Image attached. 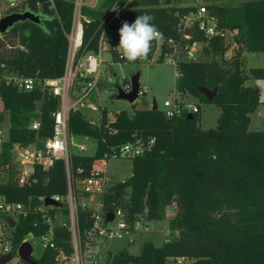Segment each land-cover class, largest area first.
<instances>
[{
	"label": "trees",
	"instance_id": "1",
	"mask_svg": "<svg viewBox=\"0 0 264 264\" xmlns=\"http://www.w3.org/2000/svg\"><path fill=\"white\" fill-rule=\"evenodd\" d=\"M74 0H23L3 12H32L41 18L39 24L29 21L15 24L0 34V78L12 74L36 81L61 78L68 53L67 34L71 28ZM116 0H104L102 7ZM213 2L215 0H203ZM210 3L208 12L216 18L222 31L232 33L233 56L226 58L228 46L224 38L206 41L199 61H180L175 84L181 95H190L201 102L214 104L219 112L215 129L199 127V111L183 109L178 117L166 118L160 110H135L130 116L114 113L111 123L104 109L99 127L92 125L80 111L71 112L69 130L74 137H87L96 142L92 156L73 155L69 172L78 182L104 167L103 155L111 148L136 141L146 147L140 156L131 159V177L115 183L101 197V211L112 213L122 208L128 221L137 217L162 221L169 207L174 216L168 222L170 239L157 248L145 243L137 256L126 250L109 255L107 264H264V131L248 130L250 115L261 104L256 90L245 85L248 80H264V67L246 68L244 54H264V0H229ZM194 7L180 6L177 0H133L125 13L131 24L140 14H150L165 40L176 38L182 17ZM91 18L83 24L82 47L78 55L97 54L98 28L107 14L101 9H82ZM198 41L201 33L188 31ZM119 38H113L107 52L113 63L122 60L117 49ZM167 51L162 44L160 56ZM156 53V43L146 64ZM215 90L211 102L199 89ZM116 96V95H115ZM0 124L8 125L5 156L13 144L26 146L52 136V114L58 99L46 89L36 86L31 91L18 89L13 83H0ZM264 105V103H263ZM198 107V106H197ZM199 109V108H198ZM188 116H191L189 119ZM37 118V131L29 129ZM4 121V122H3ZM34 182L18 187L9 182L0 187L8 201L40 206L42 197L65 198L68 192L67 171L63 160H56L47 170L35 167ZM67 217L65 206L61 208ZM91 210L79 209L78 228L81 237L90 228ZM51 216L54 211L49 213ZM49 226L41 213L21 219L15 228L14 245L27 235H45ZM53 247L36 257L37 264H55L57 250L65 256L72 253L70 233L56 226L52 231ZM26 264V263H23Z\"/></svg>",
	"mask_w": 264,
	"mask_h": 264
},
{
	"label": "built area",
	"instance_id": "2",
	"mask_svg": "<svg viewBox=\"0 0 264 264\" xmlns=\"http://www.w3.org/2000/svg\"><path fill=\"white\" fill-rule=\"evenodd\" d=\"M8 1L10 7H13L14 0ZM103 1L100 0L98 2V0H95L93 5L85 3L84 0L73 1L71 28L67 34L68 53L66 66L61 78L42 82L5 74L0 78V83L1 81L5 82V84L13 83V85L23 91H31L36 86H39L42 90L46 89L53 97L58 99V106L52 114V136L40 141V147H37L36 142L26 146L13 144L9 150V158L6 159L4 147L8 142V125L6 123L0 124V187L6 186L9 182L16 184L18 187L31 185L34 182L33 173L35 167L38 166L43 170H47L56 160H63L68 181V192L65 198L50 197V199L59 204L58 207L45 205L44 200L47 197H42L39 199L40 206L31 211L29 204L10 202L4 195L0 194V260L10 256V259L5 264H10L14 255L18 256V249L22 243L29 242L28 238H34L29 234L18 245H14L17 223L35 212L41 213L43 221L49 226V231L45 235L38 237L42 250L48 246L53 247L52 231L56 226L67 230L71 235V255L67 257L61 250H57L55 264H83L84 260L91 258L90 255L95 252L92 249V244L95 240L128 238L130 241V236L135 231L148 230L146 226L141 227V217H137L134 222L130 223L127 213L122 208H116L111 213L113 215L112 221H106V215L109 213L106 214L101 211V197L115 183H112L108 178L104 169H97L89 178L78 182L72 180L69 172L71 157L73 155H83L86 150L83 144L75 143L73 141L74 138L89 139L71 135L69 130L70 114L71 112L80 111V107L84 106L83 100L96 87L95 78L100 75L102 70L100 54L108 50L113 38H119L118 30L122 22L126 21L125 13L133 0H116L113 5L105 8L102 7ZM83 8L89 10L101 9L107 14L98 28L97 54L78 55L82 47L83 24L91 21V18L82 13ZM191 30L201 33L205 41L194 39L188 32ZM228 34L232 37V33L218 28L216 18L208 12L205 5L194 7V10H190L182 17L181 24L176 29V38L164 40L163 44L167 47V51L162 55V61L172 63L175 67L178 62L183 60L199 61L203 47L206 46V41L213 38H224L225 40ZM161 48L162 45L156 43V51L159 50V56ZM225 56L227 59L230 58L226 54ZM81 80H84V84L82 93L78 95L75 90ZM118 88L123 93H129L131 91L130 81L124 86L117 87L116 93ZM143 93L145 91L143 89L140 90L139 87L138 97ZM89 108L96 115L93 120L91 118L86 119L92 125L99 127L102 121V109L98 111V108L92 105H89ZM183 109H187L189 113L193 114L199 111L196 105H184L174 99L164 101L161 112L164 113L166 118L170 119L180 116ZM105 117L107 122L111 123L114 113L107 112ZM28 128L37 131L39 120L34 118ZM153 143L154 141L150 140L145 147L143 142L136 141L111 148L109 152L103 155L104 166L106 162L112 159L131 160L140 156ZM63 206L67 209V221H59L57 223V218L63 217L61 212ZM86 208L92 212L90 215L91 223L88 231L81 237L78 228V211ZM51 211H54L52 216L49 214ZM11 222H13V226L10 225ZM82 250H84V253ZM33 258L36 260L35 257Z\"/></svg>",
	"mask_w": 264,
	"mask_h": 264
},
{
	"label": "rangeland",
	"instance_id": "3",
	"mask_svg": "<svg viewBox=\"0 0 264 264\" xmlns=\"http://www.w3.org/2000/svg\"><path fill=\"white\" fill-rule=\"evenodd\" d=\"M23 0H14V6L19 5ZM85 3L93 5L95 0H84ZM180 6L200 7L208 6L210 3H229V0H215L213 2H205L203 0H177ZM100 2V0H98ZM11 8L8 0H0V15ZM225 44L228 46L226 55L231 57L235 51V45L232 37L228 34L225 37ZM101 73L96 79V87L83 100L84 106L80 107V112L89 119L95 117V113L89 108L92 105L100 109H104L110 113H118L121 111L132 115L135 110L150 109L152 102L155 101L158 110L163 109V102L166 100H177L184 105H196L199 108L200 122L199 127L202 130L215 129L220 112L218 108L211 103H204L198 99L185 95L181 96L175 89L178 78L176 67L172 63L156 62L159 56V50L156 51L153 59L146 64H129V63H113L109 53L105 50L101 54ZM251 54L243 55L246 68L261 67L251 59ZM139 73V87L145 93L140 95L133 104L116 98V88L124 86L130 78ZM5 75H12L5 73ZM86 83V82H85ZM84 80L79 81L75 93H82ZM246 86L256 90L260 97L261 104L250 115V124L248 130L251 132L264 131V80H248ZM1 109V103H0ZM98 113V112H97ZM4 122V121H3ZM6 131V130H5ZM4 131V132H5ZM75 143L83 144L86 147L84 156H92L95 152L96 142L91 139L74 138ZM75 152V150H73ZM132 161L130 159H112L106 162L104 169L108 178L112 183H123L131 177ZM174 216V208L169 207L162 221H148L141 218V227L146 226L147 231H135L130 237L122 239L102 240L97 239L92 244L95 251L90 255L91 258L85 259L83 264H107L108 256L126 250L129 254L137 256L141 253L145 243H151L153 246L160 248L170 239L168 233V222ZM59 221H67V217H58ZM33 247V257H37L41 252V244L39 238H28ZM84 253V250H82ZM192 260H183L182 264H192ZM10 264H23V262L14 255Z\"/></svg>",
	"mask_w": 264,
	"mask_h": 264
},
{
	"label": "clouds",
	"instance_id": "4",
	"mask_svg": "<svg viewBox=\"0 0 264 264\" xmlns=\"http://www.w3.org/2000/svg\"><path fill=\"white\" fill-rule=\"evenodd\" d=\"M154 17L150 14H140L129 24L122 22L118 30L119 43L117 49L120 58L133 64L137 61H146L152 51L154 43H164L163 33L153 23Z\"/></svg>",
	"mask_w": 264,
	"mask_h": 264
},
{
	"label": "water",
	"instance_id": "5",
	"mask_svg": "<svg viewBox=\"0 0 264 264\" xmlns=\"http://www.w3.org/2000/svg\"><path fill=\"white\" fill-rule=\"evenodd\" d=\"M25 21H29L35 24H39L41 22L40 16L25 11L22 13H10L0 18V34L5 33L7 30L11 29L15 24L22 23ZM131 84V91L129 93H123L121 89H117L116 98L119 100L126 101L130 104H133L136 99L138 98V91H139V73L133 75L130 78ZM200 93L206 98L208 102H211L215 96V90L209 91L204 88L199 89ZM152 110H157V105L155 101L152 102L151 106ZM190 119L191 116H188ZM44 204L48 206L58 207L59 204L54 202L50 198H46L44 200ZM113 219V215L111 213L106 215V221L110 222ZM13 226V222L10 224ZM18 257L19 259L26 264H37V261L32 257V246L29 242H24L20 245L18 249ZM10 259V256H6L0 260V264H5Z\"/></svg>",
	"mask_w": 264,
	"mask_h": 264
},
{
	"label": "crops",
	"instance_id": "6",
	"mask_svg": "<svg viewBox=\"0 0 264 264\" xmlns=\"http://www.w3.org/2000/svg\"><path fill=\"white\" fill-rule=\"evenodd\" d=\"M250 57H251L252 60H255L256 64H258L261 67H264V54L263 53L251 54ZM102 169H104V168H102ZM104 171H105V169H104Z\"/></svg>",
	"mask_w": 264,
	"mask_h": 264
}]
</instances>
